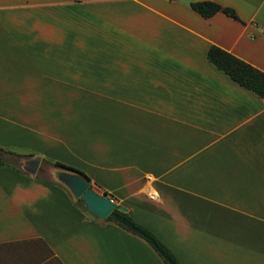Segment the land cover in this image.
I'll list each match as a JSON object with an SVG mask.
<instances>
[{"label":"crops","instance_id":"0c3cea01","mask_svg":"<svg viewBox=\"0 0 264 264\" xmlns=\"http://www.w3.org/2000/svg\"><path fill=\"white\" fill-rule=\"evenodd\" d=\"M193 1L0 0V147L81 170L180 264H264V98L206 56L264 72V0ZM11 157L0 264H163Z\"/></svg>","mask_w":264,"mask_h":264},{"label":"trees","instance_id":"16d2710c","mask_svg":"<svg viewBox=\"0 0 264 264\" xmlns=\"http://www.w3.org/2000/svg\"><path fill=\"white\" fill-rule=\"evenodd\" d=\"M190 7L203 17H211L217 12H223L227 16H230L236 20L239 17L236 11L229 6H222L221 4L211 1V0H199L190 3ZM207 60L215 65L219 70L228 75L232 80H234L240 86L254 92L259 97L264 98V72L257 67L251 65L250 63L236 57L232 53L218 47L215 45H210L207 50ZM11 155L16 156L19 160L22 158H29L32 155H19L12 151H7L0 147V166L6 164H13V158ZM42 163L50 165L54 168H59L71 172H76L85 175L89 180L90 178L81 170L63 164L61 162H49L45 159ZM17 170L27 173L23 168H17ZM44 171L43 167L40 166L36 177L46 179L42 175ZM47 180V179H46ZM49 181V180H48ZM60 183V182H59ZM61 186L65 187L62 183ZM91 186L99 192V187L91 183ZM66 188V187H65ZM67 189V188H66ZM105 196L110 197L105 191L102 192ZM114 200V198H111ZM115 201V200H114ZM116 202V201H115ZM75 204H77L83 211L87 212L89 215L95 217L86 207L81 199H75ZM105 222H111L117 225L119 228L126 232L135 235L145 242H147L154 252L159 256L163 264H180L173 252L146 226L138 223L134 220L129 211H121L117 208L104 219Z\"/></svg>","mask_w":264,"mask_h":264},{"label":"water","instance_id":"95a60500","mask_svg":"<svg viewBox=\"0 0 264 264\" xmlns=\"http://www.w3.org/2000/svg\"><path fill=\"white\" fill-rule=\"evenodd\" d=\"M41 163L40 155L23 162V169L30 175H35ZM57 180L69 189L74 199H81L88 210L100 221L104 220L113 209L127 211L123 205L99 193L91 186V181L83 174L60 169L56 171Z\"/></svg>","mask_w":264,"mask_h":264},{"label":"rangeland","instance_id":"374dc122","mask_svg":"<svg viewBox=\"0 0 264 264\" xmlns=\"http://www.w3.org/2000/svg\"><path fill=\"white\" fill-rule=\"evenodd\" d=\"M33 156L29 157V158H25V160L27 159H30L32 158ZM42 166L44 171L42 172V175L44 176V178H46L47 180H50V181H54L56 182L57 184L61 185L59 183V181L57 180L56 178V171L60 170L59 168H54L50 165H47L45 163H40L39 167ZM20 167V166H19ZM23 168V167H22ZM39 169V168H38ZM38 173V170L37 172ZM65 188V187H64ZM66 189V188H65ZM67 190L69 191V189L67 188ZM70 195L72 196V198L74 199L73 195L71 194V192L69 191ZM75 200V199H74Z\"/></svg>","mask_w":264,"mask_h":264},{"label":"built area","instance_id":"2783aa9c","mask_svg":"<svg viewBox=\"0 0 264 264\" xmlns=\"http://www.w3.org/2000/svg\"><path fill=\"white\" fill-rule=\"evenodd\" d=\"M147 178H150L149 176ZM151 198H154L155 197V194H150L149 195Z\"/></svg>","mask_w":264,"mask_h":264}]
</instances>
